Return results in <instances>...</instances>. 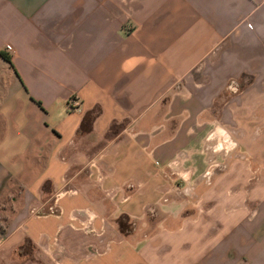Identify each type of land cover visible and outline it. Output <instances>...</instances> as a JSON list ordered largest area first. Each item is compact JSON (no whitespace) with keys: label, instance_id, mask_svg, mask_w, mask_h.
Instances as JSON below:
<instances>
[{"label":"crops","instance_id":"0c3cea01","mask_svg":"<svg viewBox=\"0 0 264 264\" xmlns=\"http://www.w3.org/2000/svg\"><path fill=\"white\" fill-rule=\"evenodd\" d=\"M0 225V264H264V0H0Z\"/></svg>","mask_w":264,"mask_h":264},{"label":"built area","instance_id":"2783aa9c","mask_svg":"<svg viewBox=\"0 0 264 264\" xmlns=\"http://www.w3.org/2000/svg\"><path fill=\"white\" fill-rule=\"evenodd\" d=\"M174 163V162H173ZM97 165V161L96 160H91V162H90V164H89V166H91V167H94V166H96ZM182 176V175H181ZM183 177V176H182Z\"/></svg>","mask_w":264,"mask_h":264},{"label":"trees","instance_id":"16d2710c","mask_svg":"<svg viewBox=\"0 0 264 264\" xmlns=\"http://www.w3.org/2000/svg\"><path fill=\"white\" fill-rule=\"evenodd\" d=\"M4 57H6V56H4ZM6 59H8V60H9V58H7V57H6ZM0 231H1V232H4V230H3V228H2V226H1V225H0Z\"/></svg>","mask_w":264,"mask_h":264}]
</instances>
